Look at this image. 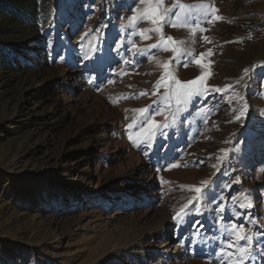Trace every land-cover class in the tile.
<instances>
[{"label":"rangeland","instance_id":"rangeland-1","mask_svg":"<svg viewBox=\"0 0 264 264\" xmlns=\"http://www.w3.org/2000/svg\"><path fill=\"white\" fill-rule=\"evenodd\" d=\"M138 5L0 0V264H264V0H164L176 27L147 39L153 26L130 22ZM204 72L233 95L213 92L208 117L194 115L204 96L176 103ZM241 102L242 123L226 125ZM148 119L160 127L144 141ZM227 131L233 153L217 165ZM190 186L202 192L178 223ZM169 200L183 202L163 221ZM233 222L252 236L242 262Z\"/></svg>","mask_w":264,"mask_h":264},{"label":"snow or ice","instance_id":"snow-or-ice-1","mask_svg":"<svg viewBox=\"0 0 264 264\" xmlns=\"http://www.w3.org/2000/svg\"><path fill=\"white\" fill-rule=\"evenodd\" d=\"M139 4L144 5V7L141 9L139 5L137 8L133 9V15L130 17V22L132 23H139L140 21H145L150 23L153 27L150 30H145L142 29L139 32V35L143 38H150L149 36H146L147 31L155 32V33H162V29L165 25H168L170 27H176V24L173 22L172 17L174 15V8L176 7L174 5L173 8H167L164 6V0H139ZM218 11L216 9H213L212 11H206V16H213L214 13ZM215 20H220L221 17L215 16ZM209 24L212 23V19H208L207 21ZM167 40L171 41L174 38L173 37H167ZM203 39L209 43L211 41L208 40L207 36H204ZM157 47V45H150L146 48L143 49H138L137 52L139 54H146L147 52L150 51L151 48ZM208 54H212V50L208 49ZM205 54L201 53L200 60H197L196 63H202V58ZM211 63V62H209ZM186 66V65H185ZM165 68L167 69V65H165ZM247 71V70H245ZM211 75L210 72H204L201 74L200 77H198L195 80L188 81L186 85L178 87L176 90V96H177V106H179L181 103L187 104L189 101H191L193 98L197 96H205L206 93H211L215 91H220L219 88L212 87V86H205L206 85V79L207 77ZM163 79V78H161ZM112 81H110L111 83ZM179 85V82L176 81ZM161 84V81L158 80L156 82L155 87L159 88ZM189 85H200L199 87H189ZM229 88L231 85L228 86ZM147 91L141 92L140 95H147ZM167 99V97H165ZM246 110V106H245ZM135 111H138L140 113H145L147 111L146 108H141L137 109ZM160 111L157 110V115H160ZM245 114V111H241L240 115L236 117L237 120L241 118ZM132 125H129V128H131ZM160 127L158 123L154 119H148L144 121V126L141 127L140 133H137V137L142 138L144 141H151L153 136L155 135V132L157 128ZM130 140H133L136 142V138H134L132 135L129 136ZM226 151V150H225ZM178 164H171L169 165V168L173 167H178ZM194 188L195 193L197 194L196 196H193L186 204H184L182 207L179 208V210L176 212L175 216L173 219L177 220L178 223H183V217L187 216L189 212L187 211L189 209L190 205H193L194 201H197L200 198V194L202 192V189L200 187H195V186H190ZM194 206V205H193ZM251 205H245V204H240L241 208L244 207H250ZM196 212H199L200 209L197 208L195 209ZM196 224L199 223V221L195 222ZM232 233V235L235 238L236 242L239 241H246L245 244L243 245H238L237 243L231 242L229 243V247H235L237 248V251L240 253V262L243 261V259L248 255L249 252V245L252 243V236L248 234V230L244 228L243 225H240L239 227L237 226L236 223H231L230 228L228 229ZM223 249H221V252L223 253ZM234 254V253H233ZM223 264V261L221 262Z\"/></svg>","mask_w":264,"mask_h":264},{"label":"bare ground","instance_id":"bare-ground-1","mask_svg":"<svg viewBox=\"0 0 264 264\" xmlns=\"http://www.w3.org/2000/svg\"><path fill=\"white\" fill-rule=\"evenodd\" d=\"M215 19V18H214ZM214 28L213 29H218V28H221L222 29V27H223V24L221 23V21L220 20H214L213 21V23L211 24ZM211 27V26H210ZM211 41H212V39H211ZM227 46V45H226ZM170 52V51H169ZM168 52V53H169ZM219 53V52H218ZM162 54V53H161ZM170 55H171V53L167 56L166 54H165V56H167L165 59L166 60H168L169 58H170ZM159 57V56H158ZM158 57H156V59L158 58ZM161 57H163V55L161 56ZM163 59V58H162ZM161 60V59H160ZM177 61V60H176ZM172 65V64H171ZM178 64L176 63V64H174V66L176 67ZM227 66V65H226ZM220 69V68H219ZM177 70V69H176ZM180 75V74H179ZM183 78H184V76H183ZM221 79H222V77H221V75H214V77H210V78H208V80L206 81V85H214L213 87H216V88H219L220 89V91H218V94H220V93H223L224 95H223V98H224V100H222V102H231V100H229V98H232V94H230V92H232L231 91V88H229L228 87V85L225 83V82H221ZM261 79V81H264V77L262 78H260ZM205 85V86H206ZM234 89V88H233ZM212 98H211V97ZM206 97L209 99L208 101V103L206 102V104H204L203 102L201 103V105L199 106L198 105V107H199V109L198 110H196L195 111V114L194 115H196V114H203V116H204V114L207 116V115H209L211 112V110L213 109L214 110V106H213V101H214V93L213 92H211L210 94L209 93H206ZM204 98H205V96H204ZM262 100V99H261ZM263 102V101H262ZM261 102V103H262ZM242 103V102H241ZM243 105H241V106H239L238 107V111L237 112H240L241 113V111H245V106H246V110H247V108H250L249 107V105L247 104L246 105V103H242ZM245 104V105H244ZM218 108V107H217ZM254 108V107H253ZM232 111H233V107L232 108H230ZM229 109V110H230ZM256 109V110H255ZM255 111H256V113H257V115L254 117V119L257 121V122H263L264 121V111L263 112H261L262 111V109H261V106H260V104H257V105H255ZM254 111V112H255ZM201 115H200V117H201ZM228 115V114H227ZM237 115V114H236ZM197 116V115H196ZM208 117V116H207ZM206 117V118H207ZM242 117V116H241ZM216 118V117H215ZM233 119H235V123H237V124H241L242 123V121L241 120H237L236 118H232L231 120L228 118V119H226V120H224V122L226 123V125H229V124H231V121L233 120ZM206 120V119H205ZM220 120V119H219ZM215 121L214 123V126H217V125H219L220 124V121ZM198 121V120H197ZM245 121V120H244ZM206 123V122H205ZM234 123V122H233ZM236 124V125H237ZM245 124H247V121H246V123ZM209 126V125H208ZM238 126V125H237ZM219 127V126H218ZM223 128H225V127H223ZM227 129V128H226ZM218 130V129H217ZM204 131V130H203ZM206 133V132H205ZM248 133H249V135H250V137H252V138H254L255 137V133H253L252 131H248ZM234 138V136H233V132H229V131H227V134H226V136H223V138L221 139V141L214 147V151H215V153H216V164L217 165H219V164H221V162L223 161V160H226L229 156H231L232 155V153H233V139ZM258 140H259V143L262 141V139H261V137L260 138H258ZM264 142V141H263ZM262 142V143H263ZM243 145V150H246L245 148H244V144H242ZM226 150V151H225ZM134 152V151H133ZM212 153V152H211ZM131 154V153H130ZM129 154V155H130ZM131 159H132V157H131ZM249 159H251V155H250V158ZM237 178V177H236ZM190 194H188V196H189ZM189 198V197H187V194L184 196V198ZM183 198V197H182ZM185 198V199H186ZM184 199V200H185ZM183 200V199H182ZM170 201V203H172V205L170 204L169 206H166V207H163L162 208V219H163V221H165L166 220V218H167V216L170 214V213H173V212H175L176 210H177V208H178V205L180 204L181 205V203L183 202V201H180V202H173V201H171V200H169ZM168 205V204H167ZM264 205V204H263ZM163 206V205H162ZM179 209V208H178ZM163 216H165V217H163ZM162 222V221H161ZM169 252V251H171V249H165V251L164 252ZM174 252H177V251H175L174 250ZM179 253V252H178Z\"/></svg>","mask_w":264,"mask_h":264}]
</instances>
